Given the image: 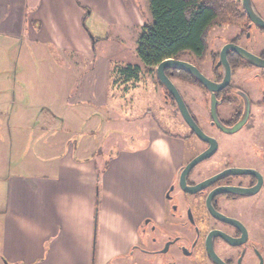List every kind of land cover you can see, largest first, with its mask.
<instances>
[{
    "label": "crops",
    "instance_id": "crops-1",
    "mask_svg": "<svg viewBox=\"0 0 264 264\" xmlns=\"http://www.w3.org/2000/svg\"><path fill=\"white\" fill-rule=\"evenodd\" d=\"M100 1L109 6L116 22L137 23L134 5L125 8L123 0ZM80 5L90 8L91 16L96 13L110 22L90 0H0V34L9 47L21 39L73 55L66 59L73 70L69 78L53 79L51 85L43 75L19 76L18 84L0 74L3 264H93L100 191L104 192L97 262L124 253L135 242L143 220L163 216L164 190L181 163L182 141L154 138L106 157L109 163L100 178L92 159L96 127L92 129L91 123H104L101 110H106L108 97L117 99L122 81L111 82L105 60L88 61L96 40L90 42L82 29ZM91 62L89 71H75ZM79 131L84 132L80 138ZM163 149L164 157L170 149L175 160L165 173L159 167Z\"/></svg>",
    "mask_w": 264,
    "mask_h": 264
},
{
    "label": "flooded vegetation",
    "instance_id": "flooded-vegetation-1",
    "mask_svg": "<svg viewBox=\"0 0 264 264\" xmlns=\"http://www.w3.org/2000/svg\"><path fill=\"white\" fill-rule=\"evenodd\" d=\"M236 2L241 21L215 35L204 61L178 59L194 65L216 89L210 91L185 72L187 78L176 70L165 71L212 144L198 137L172 94L159 84L169 113H178L184 126L181 163L164 190L163 216L143 220L135 242L102 264H264V120L255 123L257 109L264 117V0ZM238 50L263 65L249 62ZM225 71L226 83L217 88ZM181 86L193 89L187 96L197 107L187 102ZM246 112L236 132L221 129L237 125ZM211 145L215 151L210 157L184 173ZM93 264H98L95 249Z\"/></svg>",
    "mask_w": 264,
    "mask_h": 264
},
{
    "label": "rangeland",
    "instance_id": "rangeland-1",
    "mask_svg": "<svg viewBox=\"0 0 264 264\" xmlns=\"http://www.w3.org/2000/svg\"><path fill=\"white\" fill-rule=\"evenodd\" d=\"M90 3H93L101 12L108 14L106 19L110 22L104 21L101 17H96V13L91 16L90 8L79 6L83 12L81 20L82 29L89 37L90 42L92 38L96 40L93 43V50L88 61L100 58L109 63L110 74H112L111 82L113 84L114 82H119L116 71L120 68L136 65L142 70L139 81L122 82L118 85L119 92H116L117 99L110 97L106 99V110H101L105 114V117L102 116L104 123H100L98 120H94L91 123L94 125L91 127L92 129L96 127L92 135L93 138H91L94 145V153L96 152V154L92 155V159L95 161V167L100 178L103 179L106 173V165L109 163L106 157L113 156L116 151L120 153L126 147L142 146L146 141L151 142L154 138L177 139L181 142L180 137L183 134L184 126L181 124L182 121L178 113H176V109L174 108L177 116L173 114L174 117L169 113L172 109L161 98L162 89L154 72L155 67L152 71H147L137 53L138 41L143 32V27L152 23L149 0H123L125 8L134 5V9L138 14L136 15L138 17L137 23L133 22L129 25H124L113 20L114 16L109 14L112 10L108 9L109 6L105 5L102 1L90 0ZM228 28H230L228 25L213 28L209 35V46L217 33ZM19 40L20 42L17 45L9 47L8 40L3 34H0V74H7L18 84H20L19 76L22 75H43L50 85L53 83V79H60L61 76L62 79L69 78L73 70H70L66 59L73 57L72 54L62 53L53 47L48 49L42 45L37 46L34 42ZM75 56L81 60L80 55L77 54ZM11 58L14 60L13 65L7 64ZM183 58L189 59L188 56H183ZM92 66V62L88 65L83 64L77 66L75 71L78 73L87 72ZM179 89L182 93L187 92V102L192 107H197L194 101H189L192 97L187 96L193 93V89L191 87L185 88L184 86H181ZM256 112L259 118L255 123L262 124L264 117L263 115L260 117L259 109ZM99 125H102V127H98ZM83 135L84 132L82 131L76 132V137L78 138ZM131 138L134 140L133 142L129 140ZM173 143L171 142V144ZM164 154L165 149H163V156L159 157V167L163 173H165L166 169L170 170L175 163V160L170 158V149L169 156L164 157ZM103 192L101 193L100 191L97 198L98 209L95 220L96 232L94 239L96 256L97 246L100 242V210L101 205H103ZM0 264L3 263L0 261Z\"/></svg>",
    "mask_w": 264,
    "mask_h": 264
},
{
    "label": "trees",
    "instance_id": "trees-1",
    "mask_svg": "<svg viewBox=\"0 0 264 264\" xmlns=\"http://www.w3.org/2000/svg\"><path fill=\"white\" fill-rule=\"evenodd\" d=\"M149 10L152 23L143 27L137 48L147 71H152L164 60L183 56L204 61L210 51L212 29L242 19L236 0H149ZM141 72L139 66L128 65L117 70L116 75L119 82H136L141 79ZM178 74L188 77L182 71ZM97 209L98 199L95 220Z\"/></svg>",
    "mask_w": 264,
    "mask_h": 264
},
{
    "label": "water",
    "instance_id": "water-1",
    "mask_svg": "<svg viewBox=\"0 0 264 264\" xmlns=\"http://www.w3.org/2000/svg\"><path fill=\"white\" fill-rule=\"evenodd\" d=\"M240 55L248 60L251 63H255L257 64L256 61V57L244 52V51H240L238 50ZM224 62H225V58H224ZM226 64V63H225ZM257 65H263L258 63ZM228 66V65H227ZM167 69L170 70H176V71H182L185 72L187 74H189L190 76L194 77L199 83H201L203 86L207 87L210 91L216 89V86L214 85V83L210 82L209 80H207V78H205L200 72L199 70L192 64L183 61V60H178V59H167L162 61L161 63H159L156 67V77L157 80L159 82L160 85H162L166 90H168L172 96L174 97L179 112L182 116V118L184 119V121L189 124V126L195 131V133L198 135L199 138L210 142L211 139H209L208 137H206L199 129L198 127L195 125V123L193 122L180 94L178 93V91L176 90V88L174 87V85L172 84V82L170 81L169 77L166 75L165 71ZM225 78L223 83L217 87L220 88L222 87L225 83H226V79L228 78V71H225ZM213 98V96H212ZM215 109L214 107L212 108V113L215 116L214 113ZM246 116H248L247 112L244 114V116L241 118V120L237 123V125H235L234 127L231 128H224L223 126L220 125L221 129L227 133H233L236 132L239 128H241L245 121H246ZM216 119V117H215ZM211 143V142H210ZM212 144V143H211ZM211 148H209V150H207L204 153H201L200 155H198L196 158H194L185 168V172L189 171L192 167H194L197 163L203 161L204 159L210 157V155L215 151V145H211ZM252 192H250L251 194Z\"/></svg>",
    "mask_w": 264,
    "mask_h": 264
}]
</instances>
